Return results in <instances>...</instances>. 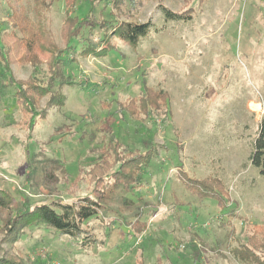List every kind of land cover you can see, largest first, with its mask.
Returning a JSON list of instances; mask_svg holds the SVG:
<instances>
[{"label":"rangeland","instance_id":"rangeland-1","mask_svg":"<svg viewBox=\"0 0 264 264\" xmlns=\"http://www.w3.org/2000/svg\"><path fill=\"white\" fill-rule=\"evenodd\" d=\"M159 2L190 18L167 19ZM117 3H96L94 18L150 21L151 30L136 46L112 36L109 48L83 57L81 48L103 34L83 25L61 55L68 82L60 87L62 101L49 105L41 97L45 114L31 129L18 124L9 79L45 82L47 64L0 61V188L19 208L71 203L89 191L81 178L111 133L127 150L153 149L141 182L116 188L87 220L91 246L32 224L4 242L0 255L26 264H258L244 248L252 247L255 225L264 224V175L248 158L264 119V0ZM14 7L35 20L32 0H0V36ZM90 9L89 0H54L44 11L58 47L64 48L65 19L79 23ZM145 88L166 91L167 105L148 116L121 110ZM207 176L222 188L201 195L186 184ZM255 253L264 257L260 247Z\"/></svg>","mask_w":264,"mask_h":264},{"label":"trees","instance_id":"trees-1","mask_svg":"<svg viewBox=\"0 0 264 264\" xmlns=\"http://www.w3.org/2000/svg\"><path fill=\"white\" fill-rule=\"evenodd\" d=\"M54 0H32L35 20L30 19L21 9H12L7 16L11 21L8 30L0 36V61L9 67L12 60L19 63H30L33 66L44 60L47 64L49 76L47 80L40 81L36 77L26 80H14L10 76V83L15 86L14 96L20 108L18 124L23 129H31L45 114V108L39 106V100L47 96V104L58 105L62 101L61 85L68 83L61 75V55L70 47L71 40L77 35L83 25L99 27L103 30L100 40L90 41L78 52L81 56L97 55L108 47V42L115 36L124 42L136 46L140 39L145 37L153 25L150 21L132 22L123 21L112 23L111 20H96L94 18V5L96 3H117V0H89L91 9L79 23L77 18L68 17L62 28L64 48L58 47L52 40L50 31L43 22V13ZM67 5H73L75 0H65ZM114 4V6H117ZM158 8L167 19L190 18V14L169 10L161 2ZM102 46V48H97ZM9 70L8 68H6ZM58 82V83H57ZM56 85L57 88L55 87ZM168 94L164 90L145 88L137 98L133 97L120 104L121 110H126L131 116H148L154 111L161 110L168 102ZM98 159L85 171L81 178L87 184L89 191L79 195L71 203L53 201L50 203L34 204L24 203L21 208L18 202L5 188H0V251L2 244L8 240H16L20 232L27 226L44 224L67 234L79 238L82 247L91 246L94 237L87 229V220L96 215L105 206V201L119 186L129 191L140 184L143 167L149 163L153 156V149L139 151L127 150L122 143L110 134L106 142L98 150ZM252 165L264 175V119L258 123L253 140V148L248 156ZM189 183H188V182ZM190 190L204 195L213 185L219 190L221 181L210 176L201 179H186ZM214 187V188H215ZM57 208H55V207ZM255 225V224H254ZM264 224L255 225L254 232L249 236L252 247L245 246V257L256 259L258 264H264V257L259 258L255 249L263 251ZM92 235V236H91ZM263 248V249H262ZM240 256H243L239 253ZM0 264H26L20 259H12L0 255Z\"/></svg>","mask_w":264,"mask_h":264}]
</instances>
